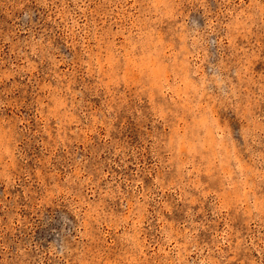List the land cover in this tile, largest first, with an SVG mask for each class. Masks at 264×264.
<instances>
[{"label":"rangeland","instance_id":"obj_1","mask_svg":"<svg viewBox=\"0 0 264 264\" xmlns=\"http://www.w3.org/2000/svg\"><path fill=\"white\" fill-rule=\"evenodd\" d=\"M264 0H0V264H264Z\"/></svg>","mask_w":264,"mask_h":264},{"label":"snow or ice","instance_id":"obj_2","mask_svg":"<svg viewBox=\"0 0 264 264\" xmlns=\"http://www.w3.org/2000/svg\"><path fill=\"white\" fill-rule=\"evenodd\" d=\"M262 206H264V202H262Z\"/></svg>","mask_w":264,"mask_h":264}]
</instances>
